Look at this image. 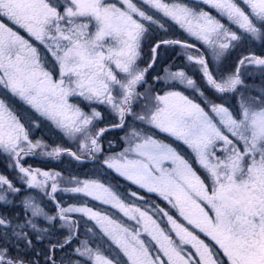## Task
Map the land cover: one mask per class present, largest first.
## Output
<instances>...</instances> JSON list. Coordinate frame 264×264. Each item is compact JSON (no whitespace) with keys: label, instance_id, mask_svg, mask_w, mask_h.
<instances>
[{"label":"snow or ice","instance_id":"snow-or-ice-1","mask_svg":"<svg viewBox=\"0 0 264 264\" xmlns=\"http://www.w3.org/2000/svg\"><path fill=\"white\" fill-rule=\"evenodd\" d=\"M0 156V264H264V0H0Z\"/></svg>","mask_w":264,"mask_h":264},{"label":"rangeland","instance_id":"rangeland-1","mask_svg":"<svg viewBox=\"0 0 264 264\" xmlns=\"http://www.w3.org/2000/svg\"><path fill=\"white\" fill-rule=\"evenodd\" d=\"M215 14H216V13H215ZM170 38H178V39L182 38V30H179V29L177 28L175 37H170ZM190 41H191V40H190ZM191 42H192V41H191ZM198 46H199V45H198ZM247 47H255L256 50H257V52H259V48H258V46L248 45ZM169 51H170V53H171V57L176 56L179 60H177V61H176V60H174V61L169 60L168 63H166L167 65H166L165 67H168V64H170V63H175V64L180 65V64H183V63L186 62L185 59H184V57H183V53L181 52V50H180L178 47H177L174 51H172V50H169ZM235 55H236V54L234 53V54H233V57L228 61V63H231V62H232V59L235 58ZM163 67H164V66H163ZM189 75H193V73H192V72H189ZM193 78L198 80V79H199L198 74H197V75H194ZM251 82H252V81H249V83H251ZM255 82H256V83H259L258 80L255 81ZM185 94H187V95H191L190 92H185ZM209 95H211V93H209ZM74 101H76V100H74ZM76 102H79V101H76ZM18 107H21V106L18 105ZM97 110L100 111V112H101L105 117H107L108 119H111V117L108 116L107 110H106L103 106L99 107V109H97ZM87 111H88V110H87ZM89 111H91L90 108H89ZM97 127L99 128V125H98ZM116 133L119 134L120 137H122V136L124 135V133L121 132V131H119V130H117ZM48 139H49L48 141H45L46 143L52 144L53 142H55V143L60 144V145L63 146V147L71 148V150H74V151L77 150V145H76V143H75L73 140H70V139L67 138V137H63V138H61V139H63V140H61V141H56L55 138H52V139H51V138H48ZM170 142H172L171 139H170ZM120 143H122V142L120 141ZM176 144H177L178 146H182V144H179V143H176ZM181 148H182V152H185V151H186V149H184L183 146H182ZM178 150H179V148H178ZM187 151H190V150H187ZM2 158H3V157H2ZM63 159H65V160L68 161V165L71 167L70 170L54 169V168H51V169H49V170L61 171V172L64 173L65 176H68L69 173H72L73 175H78V176H80L81 179L88 178L85 174H86V173H90V169L87 170V171L73 170V169H77V168H73L72 166H74V165H79V166H81V165H80L79 163L75 162L74 160H72L71 157L65 156V157H63ZM3 160H4L5 163H7V162L5 161L4 158H3ZM85 163H86L87 165H91V164H92V163L89 162V161H86ZM51 164H52L53 166H56V165L62 164V162H59V161H51L50 165H51ZM0 169L2 170V168H0ZM77 171H78V172H77ZM0 174L8 175L9 178H13V175H14V174L10 173L8 170L0 171ZM17 186H19V185H17ZM61 195H62L63 200H66L68 203H76V202H77V200H76L75 198H70L68 195H63V194H61ZM58 198L60 199L61 196H58ZM69 198H70V199H69ZM89 206L94 207V208H97V209H101V210H103V209L106 207V206H104V208H103V207H101V206H99V205H98V207H97V205H96V204H93V203H90ZM113 211H114V210H113ZM114 214H115V217H116L117 219L120 218V214H118V213H114ZM89 227H91V224H89ZM81 237H82L81 239H84V236H83V235H81Z\"/></svg>","mask_w":264,"mask_h":264},{"label":"flooded vegetation","instance_id":"flooded-vegetation-1","mask_svg":"<svg viewBox=\"0 0 264 264\" xmlns=\"http://www.w3.org/2000/svg\"><path fill=\"white\" fill-rule=\"evenodd\" d=\"M5 23H7V21L5 20L4 21ZM114 131V130H112ZM113 134V133H112ZM119 135V134H118ZM114 135H112V138L109 139V141L112 142V145H113V148H112V151H115V152H118V151H121L122 150V143H119L117 142L115 139H113ZM103 145V144H102ZM106 146L109 147V144H107ZM27 161H29V159H27ZM26 165V164H25ZM33 168H37L35 166H32ZM79 169L83 168V166H79L78 167Z\"/></svg>","mask_w":264,"mask_h":264},{"label":"trees","instance_id":"trees-1","mask_svg":"<svg viewBox=\"0 0 264 264\" xmlns=\"http://www.w3.org/2000/svg\"><path fill=\"white\" fill-rule=\"evenodd\" d=\"M122 182H124V181H122ZM203 238V237H202Z\"/></svg>","mask_w":264,"mask_h":264}]
</instances>
